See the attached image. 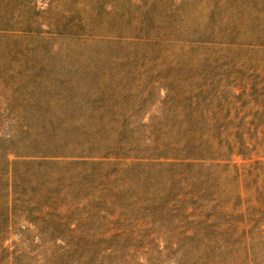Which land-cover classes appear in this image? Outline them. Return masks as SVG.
<instances>
[{
  "label": "rangeland",
  "instance_id": "374dc122",
  "mask_svg": "<svg viewBox=\"0 0 264 264\" xmlns=\"http://www.w3.org/2000/svg\"><path fill=\"white\" fill-rule=\"evenodd\" d=\"M5 2L0 147L68 137L107 157L10 152L25 161L15 164L17 195L4 192L0 158V264H244L242 242L207 239L205 214L173 221L171 200L187 204L182 193L201 188V204L216 192L228 210L238 191L253 192L251 179L238 184L225 161L151 158L154 140L184 144L194 132L208 145L220 131L264 129V0ZM261 193L264 210V174Z\"/></svg>",
  "mask_w": 264,
  "mask_h": 264
},
{
  "label": "trees",
  "instance_id": "16d2710c",
  "mask_svg": "<svg viewBox=\"0 0 264 264\" xmlns=\"http://www.w3.org/2000/svg\"><path fill=\"white\" fill-rule=\"evenodd\" d=\"M5 3V0H0V14H2ZM186 133L192 140L184 142V144L173 142L174 144L164 145L154 140V149L159 152L151 160L155 159L156 162H160L159 160L163 159L165 160L164 162H168L171 166L183 165L187 167L199 166L204 163L213 164L215 160L225 161L226 166L235 168L238 184L240 178L251 179L253 192L248 195L238 191L235 196L236 203L228 210L222 205L216 192L208 195L205 205L201 204L203 200L201 188L182 193L181 197L184 196L188 200L187 204L178 205V199L172 198L171 200L173 210H178L180 213L178 216H173V221L178 220L179 223H184V225L192 222L201 224L203 221L207 223L208 220L213 218L210 220L212 221L211 224H208L212 231L205 234L207 239L216 242L225 240V243L233 240L232 245L236 242L240 244L242 242L241 250L244 253V264H264V210L261 200V176L264 174V129L235 132L220 131L217 136H212V140L208 138L209 136L207 137V140L211 142L208 145L203 144L202 133H197V136L194 132ZM222 136L226 137L224 144L216 140ZM230 137L233 138V142ZM86 147L92 149L91 146L86 145ZM35 149L37 150L20 152L16 147L4 150L0 147V158L4 156L2 175L6 177L7 186L4 188V192L7 195H17L16 183L12 184V181H14L12 178L18 173L15 164L25 162L24 160H9L7 157L10 152L15 153L18 157L35 156L55 159L107 157L105 154H99V152H96L98 154H92V152L83 150V145L72 144L68 137L64 140H59L57 145L48 144L44 148L35 147ZM41 149L44 150L41 151ZM236 155L241 156L246 164L237 165L236 163H231ZM3 158L1 159L3 160ZM208 204L212 205V212L206 210ZM203 214L205 215L203 216ZM202 216L204 220L201 222ZM6 229L7 225L0 226V240H2ZM73 230L74 228H71L70 232ZM61 238H64V235H61ZM215 244L217 250H225L224 246ZM234 253L238 252L234 251ZM217 258L218 255H215L213 259L218 260ZM189 262L188 260L187 264ZM217 263L222 264L223 262L217 261ZM181 264H186V261Z\"/></svg>",
  "mask_w": 264,
  "mask_h": 264
}]
</instances>
